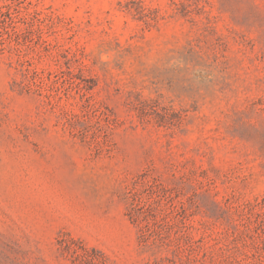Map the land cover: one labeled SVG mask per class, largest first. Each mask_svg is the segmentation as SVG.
Masks as SVG:
<instances>
[{
  "label": "rangeland",
  "instance_id": "374dc122",
  "mask_svg": "<svg viewBox=\"0 0 264 264\" xmlns=\"http://www.w3.org/2000/svg\"><path fill=\"white\" fill-rule=\"evenodd\" d=\"M0 264H264V0H0Z\"/></svg>",
  "mask_w": 264,
  "mask_h": 264
}]
</instances>
